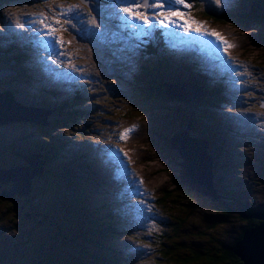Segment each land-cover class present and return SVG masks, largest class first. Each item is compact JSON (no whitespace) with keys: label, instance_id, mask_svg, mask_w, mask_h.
Listing matches in <instances>:
<instances>
[{"label":"rangeland","instance_id":"374dc122","mask_svg":"<svg viewBox=\"0 0 264 264\" xmlns=\"http://www.w3.org/2000/svg\"><path fill=\"white\" fill-rule=\"evenodd\" d=\"M2 1L7 2L0 3V55L10 59V53H6L7 46L13 47L17 53L24 51L25 47L29 52L27 57L23 56L18 62L23 66L22 72L18 73L27 91L21 90L18 97H15L20 101L17 105L27 108L29 111L27 113L41 118L43 115L50 117L53 109L41 101L48 102L47 96L59 99L69 96L75 86L80 88L84 95L97 88H103L104 85L110 87L111 99H114L115 104V94L118 90L121 91V86L124 85L123 96L132 101L136 100L135 111L142 113L129 120L116 117L121 112L117 108L114 112H105L100 106L90 108L88 103L81 102L80 104L84 106L81 111L83 117L78 116L76 120L69 121L67 126L60 127L62 129H56L57 133L70 135L69 143L72 151L77 150L81 144L87 143L86 147L90 150L87 151L88 156L85 158L92 162L96 174L102 177L114 192V199L124 201L115 189L136 194L137 199H133L135 202L133 215L141 217L143 206L147 203L150 211L154 213L152 215L156 217L155 214H159L162 218V224H169L172 228L177 222L182 226L179 211L181 206L170 200H168L170 203L161 205L159 196L164 187L180 178L179 169H183L180 164L183 158L176 149L178 147L176 143L183 139L199 147V143L196 142H199L201 137L205 139V142L202 140L201 148L206 144L209 152L213 144L221 154L215 153V155L221 158H218L217 165L213 168L211 184L207 183V187L204 185L206 188H211L209 192H200L199 189H204L203 186L189 182L182 170V177L187 183L183 181L181 184L187 186L188 191L184 190L185 195L177 196L194 200L192 197L197 198L196 193H200V199L193 201L192 205L188 203L187 206L194 208V213L189 217L195 220L196 227L201 229V223L212 225L214 226L212 233L216 240L223 244L232 243L236 236L239 234L241 236L243 228L247 227L250 219L241 215L239 207L252 206L264 212V104H262L264 84L259 82V79L260 81L261 78L264 79V44L259 41V34L264 31V26L259 27L255 18L245 20L246 18L241 15L247 0H201L208 9L203 7V10L215 13L219 19L210 23L198 19L196 12L199 9L194 5L181 4L179 8H171L168 0H158L163 23L160 27L161 33L153 37V31L139 26V21L143 20L140 17L147 15V9H151L145 7L141 0H117V3L113 0L109 5L113 7V13L106 9L108 3L101 4L94 0ZM197 3L199 4L198 1ZM146 4H150L149 0ZM125 8L131 11L125 12ZM171 11L175 16L169 15ZM105 12L108 19L106 17L103 20L101 15ZM179 21H181V29H176L179 32L177 37L191 44L177 48L179 54L172 52L166 57L165 52H162L166 48L162 41L163 36H168L173 30V23L176 25ZM200 24L206 30L221 35L228 48V66L237 65L236 68L240 69L242 74L223 73L222 68L225 65L217 61L221 56L219 45L213 47L204 41L203 33L190 31ZM128 25L137 26L138 34L118 31V28ZM144 25L150 26L145 23ZM144 42H148L151 48L142 49L141 45L145 44ZM188 49H192L191 52L186 51ZM61 54H69L65 64L60 61ZM195 56V60L201 63V66H197L198 63H191ZM108 58L111 59L112 64H115L117 72L114 71V75L105 78L103 69ZM155 59L156 61L162 59L167 63H152ZM204 59H207V62H201ZM3 62L5 67L1 69V73L6 75L5 79H0L2 86L18 85L16 78H12L18 63L12 59ZM182 63L192 69L191 74L183 70L173 71L171 67L173 64L182 66ZM154 64L165 68L155 69ZM25 66H27L26 71ZM56 66L60 69L54 68ZM108 71H111V68ZM71 72L76 74L73 75ZM173 73L176 78L181 77V79L191 78L199 73L205 76L204 81L210 88L217 84L214 78L224 77L225 80L224 83L219 81V93L211 90L206 92L205 102L213 105L198 104L196 107L194 99L172 97L167 103L146 99L147 104L138 107L137 100L140 94L137 93V88L143 85L147 77L158 76L160 80L165 78L164 82L170 84L169 80H174ZM115 76L120 79L115 81ZM48 78H56L54 83L58 88H61L60 82L64 84L60 95L57 90H50L45 94V91L35 89L39 82L47 81ZM184 85L185 87L181 88L184 93L186 90L193 94L198 90L197 85ZM39 86L44 90L54 88L50 83ZM175 93L180 94V92ZM31 94H34L35 103L30 102ZM105 94L108 95L109 91L105 90ZM135 95L139 96L135 97ZM0 96L3 102L14 103L7 92L3 91V95ZM80 99L83 98L80 97L78 100ZM84 99L95 100L91 96ZM191 103L194 110L190 109V112L186 106H190ZM94 104L101 105L100 101H94ZM122 109L125 111L126 108ZM16 110L15 113L10 114L0 113V119L5 118V121L0 122V264H28L31 259L38 258L36 248L51 246L48 239L41 237L38 228L42 224L35 223L33 218L23 214V205H27V200L19 193L7 190L9 180L15 179L17 189L23 190L27 187L24 181H30L32 184L33 180L39 177L37 176L39 160L34 159L37 155L34 156L33 151L20 140L22 123H30L31 128L35 127L37 130L39 127L31 122L22 121L21 118H25L23 111L19 108ZM184 110H187L185 113L189 120L183 116ZM72 124L73 129L70 127ZM212 136H217V139L211 140ZM80 138L84 142H81ZM70 153L74 156L71 151ZM63 158L66 159L65 155ZM30 159L35 160L36 164L31 165ZM220 160L222 162H219ZM204 163L211 172V164L207 156ZM91 171L93 172L92 168ZM197 177L195 176V179ZM213 179L216 183H213ZM182 185L172 187L171 190L176 194L182 190ZM171 190L169 193L172 195ZM49 191L46 188V192ZM50 193L47 194L48 198L34 199L35 204L50 212L53 210L54 215L57 211L61 215L63 211L61 206L64 203L56 202L52 208L51 203L56 201L54 197L56 193ZM26 194L32 196L27 192L22 193L23 196ZM112 206L115 207V203ZM67 207L76 208L69 204ZM142 219L146 220L144 217ZM150 220L157 225L161 224L157 219L150 218ZM150 226L152 225L149 222H141L140 230L134 232L138 239L120 235L122 250L129 256L127 264L130 262L131 264H173L169 261L170 258H163L159 253L151 256L155 252L154 248L157 247L156 242L152 241L153 238L150 240L153 233L149 229ZM152 228L155 229L154 226ZM176 230L184 232L183 229ZM50 234L53 235L51 232ZM185 238L195 241L198 236L195 233H182V239ZM186 246L184 240L169 242V238L168 242L163 244L164 249L171 248L174 256L188 248ZM142 249L148 253L146 258L144 253L140 252ZM153 257L157 259L154 260Z\"/></svg>","mask_w":264,"mask_h":264},{"label":"trees","instance_id":"16d2710c","mask_svg":"<svg viewBox=\"0 0 264 264\" xmlns=\"http://www.w3.org/2000/svg\"><path fill=\"white\" fill-rule=\"evenodd\" d=\"M94 1L102 3L101 0ZM108 1L113 2V0ZM168 1L171 8H179V5L181 4L196 6V8L199 9L196 12L199 20L206 21L209 19L207 22L219 20L215 13L203 10V7L206 8V5L203 4L201 0H184V3H178L174 0ZM3 2L7 1L0 0V3ZM149 2L151 5H154L151 7V9L158 15L162 16L160 12V2L158 0H149ZM169 13L174 12L171 11ZM241 15L246 18L245 20L248 18H255L256 22L259 24V27H263L264 0H250ZM221 21L223 22L226 20ZM171 34H173L172 31ZM174 37L177 38V35L175 34ZM259 41L264 44V31L259 34ZM171 43L173 45L172 48L166 46V48H164L162 51L163 53L165 52L166 57H169L172 51L176 49L181 42L176 41L175 43ZM141 46L142 49H148L146 43L144 45L142 44ZM191 50L192 49H190L189 52H191ZM23 52L27 53L26 47L24 51L18 53L15 52L13 47L7 46L6 48V53H10V59L14 60V62L16 61V63L20 62V60L23 59V56H26V54H23ZM60 57L62 61L66 63L67 59L69 58V54H61ZM10 59L7 58V56L0 55V75L1 69L5 67L3 61H9ZM164 62L165 61L161 59L155 63L164 64ZM153 66L155 69L165 68L160 65L155 66V64ZM26 68L27 66H25V71ZM174 68L180 69L181 71H188V73L190 70L192 71V69H190L184 63H182V66L178 64L177 67ZM21 69H23V66L18 63L16 72L14 71L12 73V78H16V82L19 83L18 85L8 87V84H4L2 86L3 83L0 82V92H7L14 102L9 104L3 102L1 99L3 104L9 109L12 107L16 108L14 104H20L18 103L20 101L15 98L18 97L19 92L21 90L27 91V88L23 86L21 81L22 77L20 73H18L22 72ZM108 69V66L103 69V71L106 72L103 73L105 78L112 76ZM6 70H8V68ZM231 72L240 73V69L232 68ZM191 73L192 72H190V74ZM44 74L46 75V70H44ZM176 77L177 76H174V79H176L175 81H182L181 77ZM192 78L198 84V90L196 93L191 95V97H183L180 94L169 92L172 91L170 88L168 89L169 91L167 90L166 82H164L165 78H161L160 80L158 79V76L157 78L153 76L147 77L144 80L143 85H139L137 88V93L140 94V96L135 95V97L139 96V99L137 98L139 104L138 107H142L143 104L146 105L148 102L146 99L167 103L172 97H182L185 100H188L189 98L194 99L196 101V107H198V104L213 105L205 102L207 96L206 92L211 90L213 92L219 93L218 89H220V82L217 81V84L210 88L204 81L205 76L203 77V75L197 73ZM54 82H56V78H48L47 81L39 82L35 89L45 91V94L47 91L57 90L59 91L60 95L63 92L64 84L61 82V88H58ZM46 83H50L54 88L47 90H44L43 88L41 89L42 86L40 87L39 85ZM176 84L177 83L170 82L171 86ZM105 90L109 91L108 95L105 94ZM1 95H3V93ZM111 95L112 91L110 87L105 85L103 88H97L96 90H93V92L89 91L88 94L85 95L82 93L80 88L75 86L71 89L69 96H64V98L59 99L57 97H48L46 95L48 102L44 100L41 101L47 107L53 109V114H50V117L43 115L41 118L23 111L27 120L25 118H21V120L31 122L32 124H35L39 127V130H37L35 127L31 128L30 123H22L20 128L22 133L21 139L19 137L22 143H25L31 149V151H33V155H37L36 157L39 160V170L37 172V176L39 177L33 180L32 184H27V187L23 190L17 189L15 186V179L9 180L10 184L7 190L10 192L19 193V195L27 200V205H23V214L25 216L27 215V217L33 218L35 223L42 224L38 228L39 232L41 233V237L48 239L51 245L46 248H36V252L38 250V258L31 259L28 264H127L129 262V256L124 254L122 250L123 246L119 241L120 235L122 237L126 236L138 239L137 234L134 232L140 230L141 222H151L150 218L154 219V216H152L151 212L149 211L147 203L143 206V211L140 214L141 217L132 214L134 212L135 206L133 199H137L136 194L134 195V193L128 192L126 190L120 191L115 189V192H118L119 196L122 197L124 201L113 198L114 192L107 186L102 177L96 174V169L92 162L85 158L88 156L87 151L90 150L89 147H86L87 143L81 144L77 150L72 151L71 144L69 143V138H71L70 135H62L61 133L56 132L57 128L67 126L69 121L72 122L73 120H76L78 116L79 118L80 116L83 117L81 111L84 109V106L80 104L81 102L88 103L90 108L94 106H100V108L105 112H114L115 108H117L121 110V112L117 114L116 117L125 118L123 120L134 118L141 112L139 110V113L135 111L136 100L132 101L126 96H118L115 94L114 104V99H111ZM87 96H91L95 100L88 101L84 99ZM96 96L98 97L95 98ZM30 97L32 98L30 99L31 102L35 103L34 94H31ZM80 97L83 99L78 100ZM194 100L189 101L194 102ZM94 101H100L101 105L94 104ZM72 105H74L76 108ZM66 106L69 107L66 108ZM187 107L192 109V111L194 110L192 103L190 106L187 105L186 108ZM122 108H126L125 111ZM71 112H73V114H71ZM200 114H202L201 111ZM190 123L192 122L190 121ZM70 127L73 129V124L70 125ZM86 128V131L88 132V127ZM80 140L81 142H84L82 138H80ZM211 140H214L213 136ZM199 141L202 142V140ZM70 151L74 154V156L70 153ZM59 152L61 154H58ZM215 153L219 154L217 152V148H215L212 144L208 155L211 158L210 164L211 166L214 165V167L217 165V161L219 160L218 158H221L216 156ZM64 155L66 159L63 158ZM91 168L93 172L91 171ZM211 171L213 172L212 169ZM52 176L53 178H51ZM90 176L93 177V179ZM12 181H14V183ZM179 184L182 185L181 182L175 179L170 185L164 187L161 195L159 196V202L161 205H166L167 203H170L168 202V200H170L172 202H177V204L181 206L179 210L181 217H179L181 219L180 225L182 226H179L177 222L172 226V228L169 224H162V218L159 217V214H156L155 219H157V221L161 224L157 225L154 223L152 226H154L155 229H153L152 226L149 228L153 232L150 236V240L153 238L152 241L156 242L157 247L156 249L154 248L155 252L152 253L151 256H153L155 253H159V256H163V258H170L169 261H171L173 264H243V260L240 259V256L233 252L232 248H230L233 242L239 238L240 234L236 236L237 239L234 238L232 240V243L223 244L216 240V237H214V234L212 233L214 226L201 223V229H198L196 227L197 225H195L197 224L195 220L190 219L192 217H189L191 213H194V208H189L187 206L188 203L192 205L193 201H198L200 199V193H196L197 198L192 197L194 200L181 198L177 195H182L184 192L188 191L186 188L187 186L182 185V190H179L180 192H177L176 194L171 190L176 188V186L179 187ZM46 188L50 190L49 193L46 192ZM170 190L173 192L172 195L169 193ZM24 192H27L32 196L28 194L23 196L22 193ZM50 192L56 193L54 196L56 201L51 203L52 208H54L56 202L58 203L62 201V203H64L61 206L63 210L61 215L58 211L56 212L57 214L54 215L53 210L50 212V210L44 209L43 207L35 204L34 199L39 197L42 199L44 197L48 198L47 194H51ZM189 197H191V195ZM113 203H115V207L112 206ZM67 204L76 208H66ZM241 210L256 211L257 208L252 206H247L244 208L239 207V211ZM142 217L146 218V220L144 221ZM261 220L262 219L253 216L249 219L247 227H251ZM176 229H183L184 232L181 230V232H178ZM50 232L53 235H51ZM182 233H195L198 238L195 241H189L188 238L182 239ZM168 238L169 242H179L184 240L187 243L186 247L188 248L181 250L179 253H177V255L174 256V254L171 252V248H163V244L168 242ZM140 252L144 253L145 258L148 256L146 250L142 249ZM152 259L156 260L157 257H153ZM129 264H131V262Z\"/></svg>","mask_w":264,"mask_h":264},{"label":"water","instance_id":"95a60500","mask_svg":"<svg viewBox=\"0 0 264 264\" xmlns=\"http://www.w3.org/2000/svg\"><path fill=\"white\" fill-rule=\"evenodd\" d=\"M101 16L103 18H106L107 17L106 12L103 13ZM110 73H113V72H110ZM119 79L120 78L115 76V81H117ZM259 82L264 84V79L262 80V78H261V81L259 79ZM178 83L176 85H179V84L180 85H182V84H194L195 85L194 82L187 81V80L183 81L182 83H179V84ZM124 88H125V86L122 85L121 86V92L122 93H125ZM2 93L3 92H0V94H2ZM262 104H264V102ZM259 106H262V105H259ZM185 112L186 111L184 110L183 116L186 119H188L187 114L185 115ZM4 117H5V114H4ZM1 121H5V118L0 119V122ZM179 126H180V124H179ZM214 137H217V136H214ZM199 140H203L205 142V139L202 137L199 138ZM206 156L209 159L208 152L205 154V157ZM184 162H185V159H184V161L182 160L180 163L181 165L183 164V167H184ZM206 167L208 170V175L210 176V179H211L210 169L208 166H206ZM182 170H184V169H179L180 178L177 180L181 183H183V181H184V183H187V181L182 177L183 176ZM190 187H192V186H190ZM199 190H200V192L203 191L202 189H199ZM203 192H205V191H203ZM240 212H242L241 213L242 216H254V217H257V218L262 219V220L260 222H257L256 224H254L251 227L245 228V230L242 232L241 236L239 237V240H236L234 242V244L231 245L230 248H232V251L240 256V259L243 260V264H264V212L259 211V210H256V211H242L241 210ZM36 264H45V263H36Z\"/></svg>","mask_w":264,"mask_h":264},{"label":"bare ground","instance_id":"6f19581e","mask_svg":"<svg viewBox=\"0 0 264 264\" xmlns=\"http://www.w3.org/2000/svg\"><path fill=\"white\" fill-rule=\"evenodd\" d=\"M4 75H6V73H1L0 77H2ZM166 85H167V87H166L167 90L170 88V90L174 91L173 93L180 92V95H182L183 97H188V96L191 97V95L194 94V93L190 94V93H188L189 91H186V90H185L186 93H184L181 90V88L185 87L184 84H182V85L179 84V85H174V86H171L170 84H166ZM172 91H169V92H172ZM14 105L17 108L14 109V107H12V108L9 109L3 104V102L1 101V98H0V113H6V114H10L11 112L15 113L17 111L16 109H18V108L21 111L29 112V111H27V108H22V107H20L17 104H14ZM34 109H36V108H33V110ZM192 142H194V141H192ZM196 143H199V147L197 145H194V144L193 145L189 144L188 142H186L185 140L182 139V140H180L179 143H176L178 145V147L176 149H177V151H179L180 155L182 156L183 161L185 159L184 167H183V164H182V168L184 169L185 178L189 182H191L193 184L202 185L203 188H204L202 190L205 191V192H209V190H211V188L210 187L206 188V187H207V183L211 184V179H210V176L208 175V170H207L206 164L204 163L205 154L207 152V149H206L207 145L204 144L202 146V148H201V145L203 144V142L199 141V142H196ZM197 148H199V149H197ZM30 155H32V154H30ZM29 156H28V158H29ZM34 159L37 160V157L35 156ZM35 160H33V159L29 160L31 165L36 164ZM208 160L211 161L210 156H209ZM195 176H198V177L195 179ZM24 182H26V184H30L29 181H24ZM204 185H206V187Z\"/></svg>","mask_w":264,"mask_h":264},{"label":"snow or ice","instance_id":"6c2138e0","mask_svg":"<svg viewBox=\"0 0 264 264\" xmlns=\"http://www.w3.org/2000/svg\"><path fill=\"white\" fill-rule=\"evenodd\" d=\"M178 3H184V0H177ZM154 5H151V4H145V7H152ZM125 12H130L131 9L129 8H125L124 9ZM170 15H175V13H170ZM135 18V17H134ZM141 19H143L144 23L145 24H150V20L148 18L147 15H144V16H141L140 17ZM161 23H163V20H161ZM229 47H234V45H229ZM135 127V125L133 126V128ZM126 131H130V130H126Z\"/></svg>","mask_w":264,"mask_h":264},{"label":"clouds","instance_id":"9594fccd","mask_svg":"<svg viewBox=\"0 0 264 264\" xmlns=\"http://www.w3.org/2000/svg\"><path fill=\"white\" fill-rule=\"evenodd\" d=\"M249 1H250V0H247V3H248ZM247 3H246V5H245V7L247 6ZM25 54H26V53H25ZM26 57H27V56H26ZM185 72H186V71H185ZM187 79H188V78H187ZM187 79H186V80H187ZM183 81H185V80H182V81H180V82H183ZM187 81H190V80H187ZM191 81L194 82L195 85L198 86V84L196 83V81H194V80H191ZM193 97H194V96H193ZM30 102H31V101H30ZM32 105H33V104H32ZM187 110L191 112L190 108H188V107H187ZM213 138H214V140L217 139V137H214V136H213ZM219 162H222V161L220 160ZM210 167H211V169L213 170L214 165H212V166H210ZM213 175H214V173L211 171V176L213 177ZM213 183H216L214 179H213ZM124 231H125V230H124Z\"/></svg>","mask_w":264,"mask_h":264},{"label":"flooded vegetation","instance_id":"af4514ba","mask_svg":"<svg viewBox=\"0 0 264 264\" xmlns=\"http://www.w3.org/2000/svg\"><path fill=\"white\" fill-rule=\"evenodd\" d=\"M5 76V75H4ZM4 76H2V77H0V79L1 78H3V79H5V77ZM68 155V154H67ZM68 160V159H67ZM27 216V215H26ZM245 217H249V218H252L253 216H245ZM245 230V228H243V231Z\"/></svg>","mask_w":264,"mask_h":264},{"label":"built area","instance_id":"2783aa9c","mask_svg":"<svg viewBox=\"0 0 264 264\" xmlns=\"http://www.w3.org/2000/svg\"><path fill=\"white\" fill-rule=\"evenodd\" d=\"M186 112H187V110H186Z\"/></svg>","mask_w":264,"mask_h":264}]
</instances>
